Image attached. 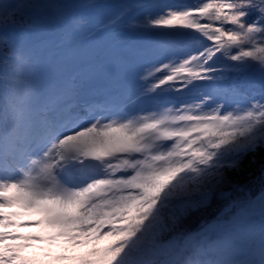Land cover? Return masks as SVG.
<instances>
[{"label":"snow or ice","instance_id":"snow-or-ice-1","mask_svg":"<svg viewBox=\"0 0 264 264\" xmlns=\"http://www.w3.org/2000/svg\"><path fill=\"white\" fill-rule=\"evenodd\" d=\"M51 10L0 0V264H264V190H223L264 146V89L141 114L72 107L41 92L14 37ZM142 23L173 44L143 69L152 100L214 89L229 69L264 81V0L164 5Z\"/></svg>","mask_w":264,"mask_h":264},{"label":"rangeland","instance_id":"rangeland-1","mask_svg":"<svg viewBox=\"0 0 264 264\" xmlns=\"http://www.w3.org/2000/svg\"><path fill=\"white\" fill-rule=\"evenodd\" d=\"M88 0H79V1H73L70 6L72 5L71 10H68V6H62V4L58 0H28V2H40V3H47V4H60L59 6H62L61 12H56L55 10H51V14L47 18H40V17H32V18H24V22L18 26L19 29L22 30V33L15 32L14 37L16 41L19 43L22 41V45L29 46L31 48L33 47L32 40L38 38L40 41H48L52 40L55 41L63 46L68 47L71 51L74 53V58L72 60H69L71 63L70 67L74 70L69 72L67 75L63 77L62 84L63 86H56L57 89L55 91H62L61 99L66 101L69 99L70 101H73L75 99H82V101L89 100L90 98L98 97L100 98L101 95L104 93L105 90H112L115 92V98L118 103H130L135 110H139V108H142V111L144 110H150L155 111L157 110L158 105H154L158 103V100H152L148 98V100L145 99H139V101H130L123 99V94L125 92L126 88H132L133 93L136 95V98H140V95L145 93L142 91V77H143V69L146 65H148L150 62H155L159 59L163 58V53L165 50H169L173 48V44L169 39H166L162 37L161 35L157 34V32L153 29L147 28L143 25L142 21L143 18L148 16L144 13L136 14L130 18L122 19V16L124 14H132L135 10H133V7H140L145 4L151 5L153 4V0H123V2H118V0H111V2H115L116 4L111 5L114 10H111V12H107L105 16L102 17L101 22H98V19L90 15V9L92 8L90 5L84 10L83 4ZM102 0H90L89 2L94 4H102ZM175 0H166L156 3V7L159 8V11L162 10V7L164 5H172ZM181 4H186L185 0ZM156 2V1H155ZM73 4H77L75 7ZM147 8V7H146ZM74 9H80L81 11H84V16L81 19V26L83 29H85L83 35L77 36V30L73 27V22L71 21V13L74 11ZM86 10L88 12H86ZM94 10L91 9V12H94ZM63 17V19H61ZM62 20L63 22H61ZM126 22V23H125ZM40 24V28L44 27L45 25H48L49 28H53V26H56L58 30L67 28L68 31H70L71 35H76L74 39L67 43L64 39L61 38V36H58L56 32H53V35H48L44 33L36 32L34 33V29L38 28L37 26ZM122 24H126L123 26ZM99 29L98 31L95 30V28ZM43 29V28H42ZM116 30V35L112 36L111 30ZM146 29H149L147 31L153 30V34L150 36H143V32H146ZM18 31V29L16 30ZM44 31V30H42ZM46 33V32H45ZM40 34V35H39ZM124 34V35H123ZM139 37L137 40L135 39V36ZM36 37V38H33ZM152 37L154 41V50H152L149 55L146 54V56H143L138 59L136 62V66L133 62L127 60L125 64L122 63H115L112 66H109L108 64H111L109 61L110 58V52L108 50V42L110 38H114V40H117L120 43H126L129 42L131 45L130 48H132L133 52L135 51L140 55L144 48L143 44L145 43V38ZM189 45H191L190 42H188ZM92 45H99L102 48V51H92V48H88V51H91L93 55L90 56L88 62H84L80 57H82L83 54L89 53L87 50H85V46H92ZM177 47V46H175ZM39 49V47H36L35 49ZM179 48V47H177ZM184 48V46H183ZM38 61L37 67H43L44 72L47 73V76L49 77V71L56 66L54 63H52V59L49 53V50H40V55L36 58V56H33ZM86 64L87 68L85 70H76L77 64ZM60 69L61 67H57V69ZM46 70V71H45ZM243 77L245 78H253V79H260L258 71L253 72H245L242 71ZM46 78V77H44ZM122 78V80H120ZM53 82H56V79L53 77H50L49 79H43L42 82H39L40 89L45 95H51L45 90V88L49 91H53L48 89V85H52ZM59 84L61 82L58 81ZM93 85V92L89 91L88 86ZM179 87V85H177ZM205 90H208V87H204L198 90V92L189 93L187 91L183 92H171L167 94L163 99L167 97V101H171L172 104H176L179 101H187L191 102V96L198 95ZM170 96L172 99L170 100ZM149 101L151 104L147 103ZM178 101V102H177ZM82 103V102H80ZM172 104H168L167 106L171 107ZM161 105V104H159ZM79 107H81V104H79ZM141 111V112H142ZM141 112L139 114H141ZM261 190H264V186L260 187L258 191L255 193H259ZM249 194V193H248ZM26 219H37L36 216H29L25 217ZM34 228V227H32ZM23 232H35L38 231V229L34 228L29 230V228H23Z\"/></svg>","mask_w":264,"mask_h":264},{"label":"trees","instance_id":"trees-1","mask_svg":"<svg viewBox=\"0 0 264 264\" xmlns=\"http://www.w3.org/2000/svg\"><path fill=\"white\" fill-rule=\"evenodd\" d=\"M90 0L86 1V3H90L92 7H96L94 12L89 13H95L98 19V21L102 20V17L107 14V12H111V8L108 6H100L97 4H93L89 2ZM110 1V0H107ZM156 1V2H155ZM166 1V0H153V4L151 5H142L139 8L135 10L133 14H124L122 16V19L130 18L136 14L144 13L146 15L154 14L156 12H159V8L156 7V3ZM169 1V0H168ZM186 4H194L197 3V0H185ZM118 2H123V0H118ZM183 2V1H182ZM54 5V4H53ZM58 5V4H55ZM60 5V4H59ZM58 5V6H59ZM175 5V4H172ZM63 6V5H62ZM147 7V8H146ZM94 15V16H95ZM84 16L83 11L75 9L71 13V21L73 22V27L77 30V36L83 35L85 29L81 26V19ZM63 19V17H61ZM63 22L62 20H60ZM126 23V22H125ZM125 26L126 24H122ZM57 26V25H56ZM56 26H53V28H49L48 25H45L44 27L40 28V24L37 26L38 28L34 29V33H44V34H50L53 35V32H56L58 36H61L62 39H64L67 43L71 42L76 35H71L70 31H68L67 28L58 30ZM20 28V27H19ZM18 28V32L22 33V30ZM44 30V31H42ZM156 31V30H155ZM46 32V33H45ZM157 32V31H156ZM40 35V34H39ZM139 37L137 35L135 36V39L137 40ZM191 44L193 42L189 41ZM21 46L24 54L30 58L31 66L34 70V75L36 77L37 82H42L43 79H49L50 77H53L56 79V82H53L52 85H48V89L55 91L57 89L56 86H63L62 82L61 84L58 83L65 75H67L69 72L72 71L70 66L64 64L62 68H58L55 71L49 73V77L47 76V73L44 72L43 68L37 67L39 66L37 63V59L33 58V56H36V58L40 55V51L38 49L29 48V46H23L21 43H19ZM100 47H94L92 48L95 51H98ZM143 52L138 55L133 52V50L127 46L124 50V52L129 55L132 59H135L136 62L139 58L146 56V54L149 55V53L154 50V41L152 37L145 38V44L143 45ZM91 55V54H90ZM90 56L89 53H85L82 55V60L87 61L89 60ZM55 62H59L55 60ZM136 64V63H135ZM37 65V66H36ZM220 68H223V63H220L217 65ZM245 75V74H244ZM240 70H233L229 69L226 77L216 83L215 88H208L207 91H216L217 93H230V91L234 90L236 93L244 95L248 93L252 94H258L261 89H264V82L260 79H253V78H244V76ZM46 77V78H44ZM206 91V90H205ZM226 175L228 176V184L224 185V191L226 192H233V187H236L238 189H241V191L233 192V196H246L248 193H251L255 195V193L260 189V187L264 186V146L258 147L255 152H249L245 156H243L239 162L238 167L234 169H230ZM218 206L217 204H214L213 207ZM29 230L34 229L32 227H28ZM20 231H24L20 229Z\"/></svg>","mask_w":264,"mask_h":264},{"label":"water","instance_id":"water-1","mask_svg":"<svg viewBox=\"0 0 264 264\" xmlns=\"http://www.w3.org/2000/svg\"><path fill=\"white\" fill-rule=\"evenodd\" d=\"M59 1L65 3V4H67V5H70L73 1H78V0H59ZM150 33H151L150 31H146L144 34H150ZM259 78H260V80H261L260 75H259ZM261 81H262V80H261ZM263 82H264V81H263Z\"/></svg>","mask_w":264,"mask_h":264},{"label":"bare ground","instance_id":"bare-ground-1","mask_svg":"<svg viewBox=\"0 0 264 264\" xmlns=\"http://www.w3.org/2000/svg\"><path fill=\"white\" fill-rule=\"evenodd\" d=\"M81 102V100H74V101H72V107H78L79 106V103Z\"/></svg>","mask_w":264,"mask_h":264}]
</instances>
